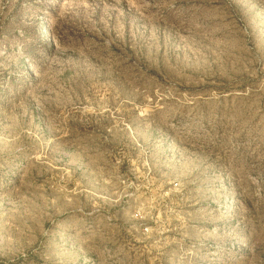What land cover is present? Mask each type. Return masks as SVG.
Instances as JSON below:
<instances>
[{
    "label": "rangeland",
    "instance_id": "374dc122",
    "mask_svg": "<svg viewBox=\"0 0 264 264\" xmlns=\"http://www.w3.org/2000/svg\"><path fill=\"white\" fill-rule=\"evenodd\" d=\"M0 264H264V0H0Z\"/></svg>",
    "mask_w": 264,
    "mask_h": 264
}]
</instances>
